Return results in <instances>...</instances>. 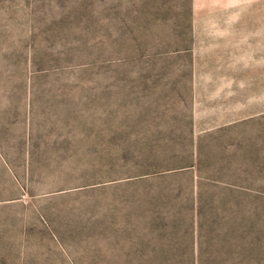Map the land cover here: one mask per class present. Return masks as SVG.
Instances as JSON below:
<instances>
[{
    "label": "rangeland",
    "instance_id": "rangeland-1",
    "mask_svg": "<svg viewBox=\"0 0 264 264\" xmlns=\"http://www.w3.org/2000/svg\"><path fill=\"white\" fill-rule=\"evenodd\" d=\"M264 264V0H0V264Z\"/></svg>",
    "mask_w": 264,
    "mask_h": 264
},
{
    "label": "trees",
    "instance_id": "trees-1",
    "mask_svg": "<svg viewBox=\"0 0 264 264\" xmlns=\"http://www.w3.org/2000/svg\"><path fill=\"white\" fill-rule=\"evenodd\" d=\"M214 260L216 261L217 264H222V258L217 256L216 258H214ZM239 264V263H237Z\"/></svg>",
    "mask_w": 264,
    "mask_h": 264
}]
</instances>
